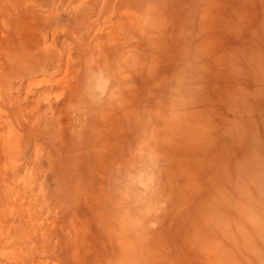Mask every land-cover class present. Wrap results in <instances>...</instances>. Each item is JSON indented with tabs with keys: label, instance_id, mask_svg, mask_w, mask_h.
<instances>
[{
	"label": "rangeland",
	"instance_id": "rangeland-1",
	"mask_svg": "<svg viewBox=\"0 0 264 264\" xmlns=\"http://www.w3.org/2000/svg\"><path fill=\"white\" fill-rule=\"evenodd\" d=\"M253 2L0 0V264H86L110 235L117 240L103 244L127 258L137 237L125 238L123 226L137 222L151 234L172 225L185 205L176 194L205 171L202 156L188 167L173 158L169 149L187 144L178 130L205 127L210 142L209 121L223 120L225 130L226 117L241 113L233 137L245 133L264 152V68L248 67L252 54L264 65V5ZM209 15L222 22L215 41L224 55L200 50L212 33ZM240 19L257 32L233 42L244 37ZM138 26L153 41L143 42ZM240 53L245 59H228ZM235 67L250 70L245 100L216 95L211 115L194 116L202 95ZM82 223L98 242L81 235Z\"/></svg>",
	"mask_w": 264,
	"mask_h": 264
},
{
	"label": "bare ground",
	"instance_id": "bare-ground-1",
	"mask_svg": "<svg viewBox=\"0 0 264 264\" xmlns=\"http://www.w3.org/2000/svg\"><path fill=\"white\" fill-rule=\"evenodd\" d=\"M256 1L257 0H254L253 3H256ZM260 1L264 5V0ZM212 13H214V10ZM242 13L243 12L240 14ZM251 15L255 16V14ZM210 16L211 15L206 16L207 18L203 20H209V24L211 23V25L208 24V27L209 29L212 28V33L209 34V38L207 37L205 42L200 44V50L202 51V49L212 47L214 50L222 51L221 53L224 55L223 52H225V54L229 52L227 47L224 46L221 41H215V33L217 32V34H219L220 29H222L220 27L217 28L216 25L221 26L222 22H217L215 16ZM256 19H258V17ZM263 20L264 18L261 17L260 25L264 28V25H262L264 24ZM240 23V32L244 34V37L241 40H235V37H239V33L236 32L238 36L233 34L231 38L234 40L233 42L246 41V36L249 34L252 36L257 32L255 31L256 28L247 24L248 22L244 23L242 19H240ZM154 26L157 28L156 24H154ZM231 26L232 24H226V31H229ZM137 28L139 32L138 35L140 36L141 34L140 38H143H141L143 42L145 39L148 40L150 38L153 41L154 35L150 31L144 28L140 29L139 26ZM192 30H194V28H192ZM255 37H258V35L253 38L255 39ZM254 46L255 45H253L252 48H254ZM194 47L196 48L197 46L194 45ZM252 52H250V54H252ZM201 55H205V51L201 52ZM231 58L238 60L239 58L245 59V56L243 53H240L236 56H230L228 59ZM248 58L251 60V65L248 67L251 70H255V67H257L261 72L264 65H258V56L255 57L252 54V56ZM218 61L221 63L225 60L219 58ZM214 62H217V60ZM229 64L230 63H227V65ZM248 67L247 71L242 72L244 73L243 75H240L242 73L238 70L239 68L235 67L230 69L228 71L229 75L226 73L224 76L227 81L223 83L226 84L216 85L210 90L211 92L208 95L206 93L202 95L203 106L198 104V107H195L194 116L196 115L197 118L202 119L206 116L204 114H208L207 111L209 113L213 112V107L215 108L216 106V103H213L214 100H216V95H224L229 101L232 99L235 101L245 100L244 85L246 84V80L249 79L247 73L250 70ZM251 74L252 73H250V75ZM256 76H258L257 71ZM228 77H230V80ZM257 81L259 82V80ZM204 101H206L208 105L205 104ZM202 112H204V114H202ZM238 116L241 118L243 115L239 113ZM226 118L228 121L225 130L223 129V126H225L223 120H218L220 123L217 125L213 120L208 122L214 125V130L212 132L208 131V135L211 137L210 142L202 139L204 137L203 131L205 127L194 133H189L187 131L185 134H181L183 132L182 129H177L180 139H182V136L186 135V140L184 141H186L187 144L183 150H179V143L176 142L175 146L169 149L173 158L176 156L178 159L182 160L180 163L183 162L185 163L184 165L188 167L190 164H194L197 161L200 162L199 158L202 156V158H204V164L201 163L199 166L204 168L205 171H203L202 177H204V179L201 180V182L192 179L190 180L191 183L188 185L186 192H178L176 194L185 205L174 209L177 214L175 222L172 223V225H166L165 228L162 229L160 227H162L164 223H161L159 230H154L158 233L153 231L151 234L140 229L141 225L138 226L137 222L132 226H123L124 229H122V231L124 235L127 234L125 238L137 237L133 246L130 247L128 257L116 258V253L112 255L111 247L106 244H112L117 240L118 236L110 235L109 237L102 238V243L100 242L101 245L98 244L102 249H99L97 253H95L96 256H94L101 257L102 254L109 253L113 258H106L105 263L101 261L102 258L98 257L94 259L84 258L87 259L86 264H189V261L194 258L196 264H199L203 258L206 260L205 264H264V152L260 153L257 147H254V140L252 141L251 139V141H247L248 136L246 137L245 133L233 137L234 131L240 129L238 126L235 127V121L237 123L240 122L237 115L236 117L233 115V117L230 116V118ZM224 120L226 121L225 118ZM180 124L181 120L178 118L174 123V127H178ZM228 124L231 125L229 126ZM240 124L241 123H239V125ZM217 128L219 132H217ZM215 137H217V139ZM212 138H215V140H212ZM224 138H228L229 140H224ZM202 140L206 141V144L203 145L201 142ZM213 141L214 143L221 141V143H217L215 147H212L214 144ZM223 141L229 142L224 144ZM197 150L199 151L198 154L195 152ZM177 151L182 154H179ZM157 152L159 153V151ZM184 160H186V162H184ZM174 164H178V162H174ZM184 165L181 164V166ZM190 181L187 180V182ZM171 211H173V209H171ZM171 211L168 214H170ZM82 224L80 232L81 235L86 238V236H90L92 233L89 229L92 227H89L85 223ZM171 231H174L173 233L175 234L167 236L168 233H172ZM165 232L166 234H164ZM93 238L94 237L90 236L91 242H98V240ZM9 240H11V238H9ZM168 240L173 243L176 241L179 243V240H181L183 242L180 244L182 248L176 245V243L169 244ZM102 244L105 245V247H103ZM157 254L159 255L157 256ZM75 255H77V253H75L73 257ZM76 258H78V255ZM81 262H83V259ZM73 264H76V261H74Z\"/></svg>",
	"mask_w": 264,
	"mask_h": 264
}]
</instances>
